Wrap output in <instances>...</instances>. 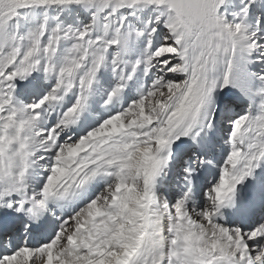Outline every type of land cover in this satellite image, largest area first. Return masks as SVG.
<instances>
[{"label":"snow or ice","instance_id":"obj_1","mask_svg":"<svg viewBox=\"0 0 264 264\" xmlns=\"http://www.w3.org/2000/svg\"><path fill=\"white\" fill-rule=\"evenodd\" d=\"M0 264H264V0H0Z\"/></svg>","mask_w":264,"mask_h":264}]
</instances>
